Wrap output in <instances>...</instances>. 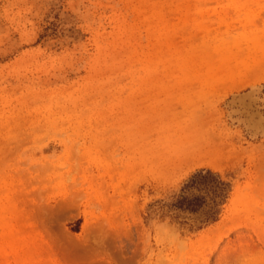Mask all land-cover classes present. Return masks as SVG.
Instances as JSON below:
<instances>
[{"label":"rangeland","instance_id":"374dc122","mask_svg":"<svg viewBox=\"0 0 264 264\" xmlns=\"http://www.w3.org/2000/svg\"><path fill=\"white\" fill-rule=\"evenodd\" d=\"M0 264H264V0H0Z\"/></svg>","mask_w":264,"mask_h":264},{"label":"trees","instance_id":"16d2710c","mask_svg":"<svg viewBox=\"0 0 264 264\" xmlns=\"http://www.w3.org/2000/svg\"><path fill=\"white\" fill-rule=\"evenodd\" d=\"M212 176L211 172L197 174L190 183L186 185L185 190L195 188L200 192L199 195L185 196L181 195L172 205V208L184 212L197 213L207 204V198H210V208L207 211L206 222H216L220 215V207L228 198L227 185L219 182L217 185L207 186V176ZM203 187V188H202ZM208 189V190H207Z\"/></svg>","mask_w":264,"mask_h":264}]
</instances>
